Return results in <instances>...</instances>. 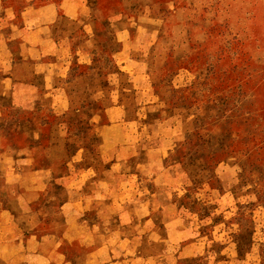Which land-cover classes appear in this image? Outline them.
<instances>
[{
	"label": "crops",
	"instance_id": "0c3cea01",
	"mask_svg": "<svg viewBox=\"0 0 264 264\" xmlns=\"http://www.w3.org/2000/svg\"><path fill=\"white\" fill-rule=\"evenodd\" d=\"M90 1L0 0V264L206 263L212 235L178 199L168 146L146 142L117 95L85 130L70 120V39Z\"/></svg>",
	"mask_w": 264,
	"mask_h": 264
},
{
	"label": "rangeland",
	"instance_id": "374dc122",
	"mask_svg": "<svg viewBox=\"0 0 264 264\" xmlns=\"http://www.w3.org/2000/svg\"><path fill=\"white\" fill-rule=\"evenodd\" d=\"M89 13L70 39V120L85 130L119 96L143 139L168 146L178 199L212 235L206 263H231L232 245L235 264H264V0H91Z\"/></svg>",
	"mask_w": 264,
	"mask_h": 264
}]
</instances>
